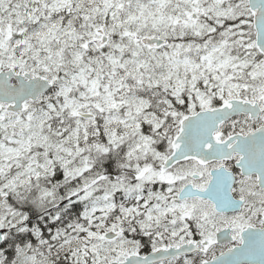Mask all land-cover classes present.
<instances>
[{"label": "snow or ice", "instance_id": "obj_1", "mask_svg": "<svg viewBox=\"0 0 264 264\" xmlns=\"http://www.w3.org/2000/svg\"><path fill=\"white\" fill-rule=\"evenodd\" d=\"M0 264H264V0H0Z\"/></svg>", "mask_w": 264, "mask_h": 264}]
</instances>
